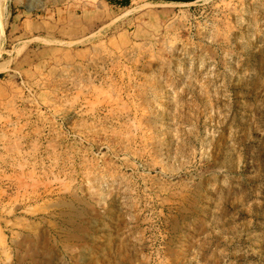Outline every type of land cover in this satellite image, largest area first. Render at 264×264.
I'll return each mask as SVG.
<instances>
[{
  "label": "rangeland",
  "instance_id": "rangeland-1",
  "mask_svg": "<svg viewBox=\"0 0 264 264\" xmlns=\"http://www.w3.org/2000/svg\"><path fill=\"white\" fill-rule=\"evenodd\" d=\"M3 10L0 264H264V0Z\"/></svg>",
  "mask_w": 264,
  "mask_h": 264
},
{
  "label": "crops",
  "instance_id": "crops-1",
  "mask_svg": "<svg viewBox=\"0 0 264 264\" xmlns=\"http://www.w3.org/2000/svg\"><path fill=\"white\" fill-rule=\"evenodd\" d=\"M128 0H107V4L112 7H125ZM152 3H173V4H186L192 2H178V1H164V0H149Z\"/></svg>",
  "mask_w": 264,
  "mask_h": 264
},
{
  "label": "bare ground",
  "instance_id": "bare-ground-1",
  "mask_svg": "<svg viewBox=\"0 0 264 264\" xmlns=\"http://www.w3.org/2000/svg\"><path fill=\"white\" fill-rule=\"evenodd\" d=\"M3 2L4 0H0V37L3 34V26H4V10H3ZM2 39V38H1Z\"/></svg>",
  "mask_w": 264,
  "mask_h": 264
},
{
  "label": "trees",
  "instance_id": "trees-1",
  "mask_svg": "<svg viewBox=\"0 0 264 264\" xmlns=\"http://www.w3.org/2000/svg\"><path fill=\"white\" fill-rule=\"evenodd\" d=\"M164 1H169V0H164ZM171 1H178V2H194L196 0H171Z\"/></svg>",
  "mask_w": 264,
  "mask_h": 264
}]
</instances>
